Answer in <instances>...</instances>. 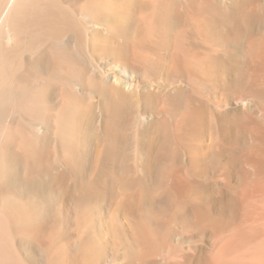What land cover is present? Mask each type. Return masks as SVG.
Returning a JSON list of instances; mask_svg holds the SVG:
<instances>
[{"label": "bare ground", "instance_id": "6f19581e", "mask_svg": "<svg viewBox=\"0 0 264 264\" xmlns=\"http://www.w3.org/2000/svg\"><path fill=\"white\" fill-rule=\"evenodd\" d=\"M71 1L79 5L72 7ZM120 1L123 10L131 9L114 16L109 0H0V126L9 119L12 135L0 137V187L17 183L21 194L41 187L37 176L49 134L33 130L25 119L33 118L36 125L43 118L50 120L42 112V98L49 111L48 100L56 93L54 87H60L65 98L58 115L63 127L56 138L60 145L66 143L72 134L69 124L78 120L82 104L81 95L71 88L72 81L89 76L84 20H102L127 38L139 31L136 13H132L137 8L133 11L132 6L140 1ZM173 1L167 5L169 11L165 6L166 15L161 12L165 16L162 28H171L180 19L173 14ZM246 16L241 25L247 23ZM25 65L40 77L44 72L48 83H30V75L22 70ZM97 78L93 73L89 81L99 89ZM124 89L121 84L101 86V91L107 90L114 118L104 135L93 132L104 141L103 167L121 155L124 136L118 121L132 104ZM242 90L231 93L240 107L231 105L217 115L211 113L215 117L199 99L200 90L178 91L172 117L157 123L153 151L141 161L137 178L127 175L124 164L122 208L130 226L123 233V264H264V88ZM256 105L263 108L258 118L251 114ZM208 134L210 144L205 145ZM85 135L87 144L91 133ZM84 137L82 142L75 137L69 143L71 154L77 157L73 167H78L79 150L89 148L83 144ZM97 181L89 182L85 198L94 195ZM1 214L0 264H24L13 249L10 228Z\"/></svg>", "mask_w": 264, "mask_h": 264}, {"label": "rangeland", "instance_id": "374dc122", "mask_svg": "<svg viewBox=\"0 0 264 264\" xmlns=\"http://www.w3.org/2000/svg\"><path fill=\"white\" fill-rule=\"evenodd\" d=\"M115 1L109 0L110 6L114 5V16L130 11L131 7L123 10L125 5ZM139 1L140 6H132L133 11L137 8L132 13H136L139 30L134 38L123 36L102 20H84L88 30L83 47L89 76L85 75L88 82L86 78L84 82L79 78L72 81L71 88L81 95L82 104L78 120L69 124L71 133L81 142L85 136L83 144L89 147L79 150L78 167H73L77 157L71 154L69 144L75 137L71 134L65 146L56 138V132L63 127L59 112L65 98L60 87H54L56 93L48 100L52 107L49 111L42 96V112H47L50 120L43 118L36 125L33 118L25 119L33 130L48 133L50 140L37 176L42 184L36 188L38 193L35 189L21 194L17 183L0 187V214L3 212L13 249L24 264H123V233L130 224L122 208V169L125 164L127 175L137 178L141 161L153 151L157 123L172 117L174 95L178 91L200 90L199 99L210 114L217 115L231 105L240 107L234 104V89L264 88V0H174L176 4L173 0ZM169 1L176 5L171 8L180 19L174 22L177 25L162 28L165 16L161 12L167 13L164 9ZM68 4L75 7L79 1L77 5L75 1ZM245 15L247 23L241 25ZM22 70L30 75V83H48L44 72L40 77L27 65ZM93 73L98 75L97 81L101 80L99 89L89 81ZM120 84L130 93L132 104L118 121L124 136L120 158L103 167L104 141L97 137L114 118L107 90L101 91V86ZM262 111V106L256 105L251 114L258 118ZM8 120L0 126L1 138L12 136ZM85 132L91 133L87 144ZM208 137L209 134L205 145L211 140ZM95 179L99 185L94 195L85 198L89 182Z\"/></svg>", "mask_w": 264, "mask_h": 264}]
</instances>
